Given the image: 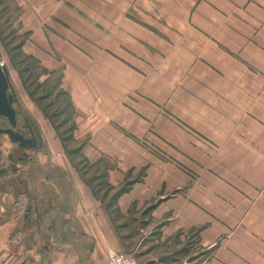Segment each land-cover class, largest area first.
I'll list each match as a JSON object with an SVG mask.
<instances>
[{"label":"crops","instance_id":"crops-1","mask_svg":"<svg viewBox=\"0 0 264 264\" xmlns=\"http://www.w3.org/2000/svg\"><path fill=\"white\" fill-rule=\"evenodd\" d=\"M17 1L70 107L20 80L39 146L0 133V264H264V0Z\"/></svg>","mask_w":264,"mask_h":264},{"label":"rangeland","instance_id":"rangeland-1","mask_svg":"<svg viewBox=\"0 0 264 264\" xmlns=\"http://www.w3.org/2000/svg\"><path fill=\"white\" fill-rule=\"evenodd\" d=\"M20 11L21 6L17 0H0V62L7 67L10 73V81L17 97L20 83L23 81L28 86L27 89L33 91L34 98L42 95L41 100L38 101L39 104L47 106V111L55 114V121L59 122L65 115L61 112L66 105L65 96H59V93L54 91L53 78L45 86L38 82L37 74L41 68L38 59L28 56L21 48V43L28 31L21 25ZM15 107L18 109L16 115V128H18L29 115L26 113L23 115L21 107L16 104ZM5 126H8L7 121L0 118V127ZM7 136L4 133V137Z\"/></svg>","mask_w":264,"mask_h":264},{"label":"water","instance_id":"water-1","mask_svg":"<svg viewBox=\"0 0 264 264\" xmlns=\"http://www.w3.org/2000/svg\"><path fill=\"white\" fill-rule=\"evenodd\" d=\"M16 92L11 84L7 67L0 62V117L7 120L8 126L0 127V133L8 135L12 142L18 144L20 148H38L37 139L35 136H25L20 131L16 130L17 125V104Z\"/></svg>","mask_w":264,"mask_h":264},{"label":"built area","instance_id":"built-area-1","mask_svg":"<svg viewBox=\"0 0 264 264\" xmlns=\"http://www.w3.org/2000/svg\"><path fill=\"white\" fill-rule=\"evenodd\" d=\"M106 264H141V263L137 260V258L133 254L118 251L110 255L109 260Z\"/></svg>","mask_w":264,"mask_h":264},{"label":"flooded vegetation","instance_id":"flooded-vegetation-1","mask_svg":"<svg viewBox=\"0 0 264 264\" xmlns=\"http://www.w3.org/2000/svg\"><path fill=\"white\" fill-rule=\"evenodd\" d=\"M0 118L1 119H5L4 117H0ZM15 129L20 131L21 133H23L25 136H31V133H30V131H31L32 135L35 136V133H34L32 127H31V125L28 123L27 119H24L23 123L21 124V126L18 127V128L15 127Z\"/></svg>","mask_w":264,"mask_h":264},{"label":"trees","instance_id":"trees-1","mask_svg":"<svg viewBox=\"0 0 264 264\" xmlns=\"http://www.w3.org/2000/svg\"><path fill=\"white\" fill-rule=\"evenodd\" d=\"M25 83V82H24ZM28 86H26V88H27ZM28 90V89H27ZM29 92H30V94H33L32 92L33 91H31V90H28ZM41 96L42 95H39V98H36L35 100L38 102L39 100H41ZM66 108H68V107H70V105H69V102H67L66 103ZM43 107V109L45 110V112L47 113V115L50 117V119L53 121V124H55L56 125V121H55V119H54V117H55V114H52V113H49L48 111H47V106H42Z\"/></svg>","mask_w":264,"mask_h":264}]
</instances>
